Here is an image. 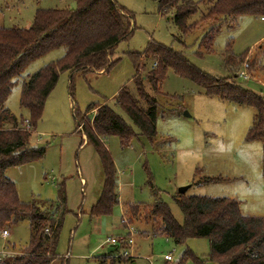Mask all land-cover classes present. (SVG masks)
<instances>
[{"label":"rangeland","instance_id":"rangeland-1","mask_svg":"<svg viewBox=\"0 0 264 264\" xmlns=\"http://www.w3.org/2000/svg\"><path fill=\"white\" fill-rule=\"evenodd\" d=\"M115 1L134 16L131 38L118 44L111 56L115 63L106 73L60 74L29 138L31 145L45 149L44 156L30 164L8 168L5 176L14 183L20 201L25 203L54 202L58 189L64 190L69 212L63 217L56 249L63 264H99L100 259H106L105 264H197L191 258L181 261L184 252L204 264H217L210 259L206 238H190L175 245L165 235L155 234L158 225L153 221H144L140 216L136 221L128 220L126 207L151 204L152 186L181 224L183 216L174 198L186 186L185 196L234 199L244 216L264 217V133L259 140L247 138L255 121L254 108L208 96L202 87L171 69L158 85V92L144 82L146 94L156 102V136L153 144L139 137L125 147L117 136L103 138L116 171L118 204L110 214L100 217H90L89 212L100 196L103 172L95 150L78 133L79 123L88 122L95 112L86 113L89 105H107L138 133L130 119L115 108L113 97L125 88L141 109L148 110L132 82L135 70L127 53L143 54L150 40L184 53L201 72L216 79H233L236 85L264 98V20L252 15L238 18L230 28L219 31L213 52L202 54V32L194 30L182 36L173 23L172 11L158 14L156 3L151 0ZM75 7V0H0V27L25 28L39 9ZM205 10L206 6L200 5L187 23L199 20ZM228 44L236 58L248 51L245 62L236 67L225 66L222 52ZM62 55V49L49 52L32 62L17 80L5 103L17 119L27 118V112L19 106L22 82ZM142 64L141 75L154 67L151 57H142ZM240 72L248 77H240ZM206 179L213 181L206 183ZM122 219L123 226L127 228L129 224L134 231L130 250L133 259L128 261L116 259L121 248L107 253L104 246L106 239L126 234ZM5 229L6 237L0 231V257L20 252L29 242L27 221ZM165 255L171 257L170 262L164 260ZM61 259L52 264H62Z\"/></svg>","mask_w":264,"mask_h":264},{"label":"trees","instance_id":"trees-1","mask_svg":"<svg viewBox=\"0 0 264 264\" xmlns=\"http://www.w3.org/2000/svg\"><path fill=\"white\" fill-rule=\"evenodd\" d=\"M151 1L156 3L161 14L172 11L173 23L182 36L194 30L202 32L199 42L202 54L213 52L214 39L223 27L230 28L244 15L264 16V0ZM75 3L74 9H39L32 23L25 28L0 27V231L22 221L29 224L27 246L18 253L0 257V264H52L61 259L56 249L63 217L68 212L64 190L58 189V199L54 202L32 200L25 203L20 201L15 185L5 176V171L44 156L45 149L31 145L29 138L41 120L46 99L60 74L106 73L115 63L111 56L118 44L128 41L134 32L133 14L115 0H75ZM200 5L206 6L205 12L199 20L188 24V19L198 12ZM57 49L63 50L59 59L44 65L22 82L19 106L27 112V118L17 119L5 108L13 86L32 62ZM246 53L236 58L228 44L222 52L225 66L236 67L245 62L248 51ZM127 54L135 70L132 82L148 110L141 109L125 88L113 97V105L130 119L138 129L136 133L110 106H88L86 113L95 110V114L88 122L82 120L79 123L78 133L95 150L103 172L102 190L90 209V217L108 215L118 204L116 171L102 143L103 138L117 136L124 147L133 138L145 137L153 142L156 102L146 94L144 82L158 92V85L168 69L202 87L208 96L254 108L255 121L247 138L259 140L264 133V98L236 85L233 79L213 78L190 64L184 53L153 40L147 43L143 54ZM144 56L153 59L154 67L141 75ZM262 175L264 179V151ZM211 181L205 180L206 183ZM150 187L152 203L129 205L126 208L128 220L136 221L140 216L144 221H153L158 225L155 234L165 235L175 245H182L190 238H206L210 259L217 264H264V217L244 216L234 199L177 194L174 201L183 216L182 223L178 224L158 191ZM188 258L204 264L189 252L183 253L181 261ZM105 263L106 259H100L99 264Z\"/></svg>","mask_w":264,"mask_h":264},{"label":"built area","instance_id":"built-area-1","mask_svg":"<svg viewBox=\"0 0 264 264\" xmlns=\"http://www.w3.org/2000/svg\"><path fill=\"white\" fill-rule=\"evenodd\" d=\"M261 20H264V17L261 18ZM239 76L242 77V78H247L248 76L245 74V72H240L239 73ZM132 229L129 228L126 230V234L124 236H120V237H112V238H108L105 240V244L110 246V247H113L115 248V250L117 249H122V253L119 254L116 259L118 260H123V259H130L132 260L133 257H132V254H131V249L134 245L133 243V234H134V231L132 232L131 231ZM7 231L4 230L1 232V236L2 237H6L7 236ZM164 260L166 262H170L171 260V257L169 255H165L164 256Z\"/></svg>","mask_w":264,"mask_h":264},{"label":"crops","instance_id":"crops-1","mask_svg":"<svg viewBox=\"0 0 264 264\" xmlns=\"http://www.w3.org/2000/svg\"><path fill=\"white\" fill-rule=\"evenodd\" d=\"M158 14L162 15V14L159 13V12H158ZM98 73L100 74V73H102V72H98ZM94 114H95V112H93L92 115H94ZM82 138L85 140V137H84L83 135H82ZM96 201H97V200H96ZM95 203H96V202H95ZM126 208H127V207H126ZM65 209H66V208H65ZM68 212H69V211H68ZM124 213H125V210H124L123 214H124ZM123 219L126 220L125 217H124V215H123ZM123 219H122V223H121V224H122V229H123V230H127V229L131 228L129 224H128V227H127V228H125V227L123 226V221H124ZM7 233H8V232H7ZM7 235H8V234H7ZM104 246H106V251H107V248H113V247H110V246H108V245H106V244H104ZM112 252H113V251H112ZM110 253H111V252H110ZM0 256H2V254H1ZM61 262L64 263V260L61 259Z\"/></svg>","mask_w":264,"mask_h":264},{"label":"water","instance_id":"water-1","mask_svg":"<svg viewBox=\"0 0 264 264\" xmlns=\"http://www.w3.org/2000/svg\"><path fill=\"white\" fill-rule=\"evenodd\" d=\"M184 115L188 116L187 113H184ZM188 187H182L178 190L179 194H184L187 191ZM112 251H115V248H107V253H110Z\"/></svg>","mask_w":264,"mask_h":264}]
</instances>
